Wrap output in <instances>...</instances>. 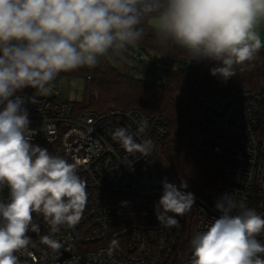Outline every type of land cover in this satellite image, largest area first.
<instances>
[{
	"label": "clouds",
	"instance_id": "obj_1",
	"mask_svg": "<svg viewBox=\"0 0 264 264\" xmlns=\"http://www.w3.org/2000/svg\"><path fill=\"white\" fill-rule=\"evenodd\" d=\"M262 22L264 0H0V187L10 197L0 202V264H20L32 244L29 232L40 230L35 215L49 230L41 243L58 252L55 234L74 228L87 206L77 164L32 142L28 105L50 94L62 73L95 68L151 37L166 53L214 65L210 75L227 81L253 67L264 47ZM148 129L142 119L135 132L120 126L112 138L147 158L155 148ZM187 187L162 180L154 203L162 227H181L177 217L196 199ZM214 207L221 215L191 240L190 264H264V214L227 191Z\"/></svg>",
	"mask_w": 264,
	"mask_h": 264
},
{
	"label": "built area",
	"instance_id": "obj_2",
	"mask_svg": "<svg viewBox=\"0 0 264 264\" xmlns=\"http://www.w3.org/2000/svg\"><path fill=\"white\" fill-rule=\"evenodd\" d=\"M32 91L25 90L29 95ZM51 93L53 97L28 105L32 142L77 164L88 201L80 222L55 234L61 243L56 253L41 243L49 230L35 215L40 230L29 232L32 244L20 264H190L191 240L219 218L214 203L224 192H234L264 214V88L208 97L198 104L195 148L216 159L218 182L211 202L195 195L191 232L187 215L177 217L181 227L165 228L154 213L163 188L153 162L169 135L164 116L134 107L82 110L58 101L60 90ZM142 119L148 120L147 137L155 144L147 158L125 152L112 138L120 126L135 132ZM8 200L9 189L0 187V202ZM259 239L264 242V235ZM113 240L118 247L110 249Z\"/></svg>",
	"mask_w": 264,
	"mask_h": 264
},
{
	"label": "trees",
	"instance_id": "obj_3",
	"mask_svg": "<svg viewBox=\"0 0 264 264\" xmlns=\"http://www.w3.org/2000/svg\"><path fill=\"white\" fill-rule=\"evenodd\" d=\"M143 50H150L163 58L171 59L177 69L168 74L162 82L136 78L130 69L123 71L108 64L97 69H79L61 75L83 77L86 80L85 101L77 108L88 111H106L113 107L140 108L153 115L167 119L169 135L163 149L156 154L153 167L164 180L177 185L187 182V191L211 202L215 198L218 173L216 159L195 148L198 132L196 109L205 98L222 96L242 89L258 91L264 88V49L262 48L253 67L240 71L223 81L210 75L214 66L205 62L190 61L177 50L163 51L151 37L137 44ZM191 232L193 210L187 214Z\"/></svg>",
	"mask_w": 264,
	"mask_h": 264
},
{
	"label": "rangeland",
	"instance_id": "obj_4",
	"mask_svg": "<svg viewBox=\"0 0 264 264\" xmlns=\"http://www.w3.org/2000/svg\"><path fill=\"white\" fill-rule=\"evenodd\" d=\"M264 28V22L260 24ZM262 41L264 36L261 35ZM264 49V47H262ZM108 64L119 70L130 69L131 74L136 78H144L148 80H156L162 82L167 75L177 69V65L171 59L163 58L161 55L150 51L143 50L135 45L129 47L126 51L116 55L109 54L101 58L99 64L94 68L97 69L101 65ZM85 85L86 80L83 77L61 75L55 83L54 89L60 90V102L69 103L72 106H82L85 101ZM53 93L46 95L53 97Z\"/></svg>",
	"mask_w": 264,
	"mask_h": 264
},
{
	"label": "water",
	"instance_id": "obj_5",
	"mask_svg": "<svg viewBox=\"0 0 264 264\" xmlns=\"http://www.w3.org/2000/svg\"><path fill=\"white\" fill-rule=\"evenodd\" d=\"M261 28V35H263L264 36V28H262V27H260ZM61 260H59V262H60Z\"/></svg>",
	"mask_w": 264,
	"mask_h": 264
}]
</instances>
